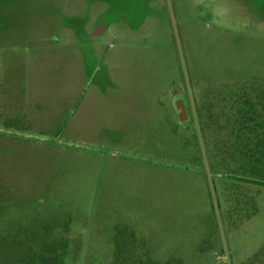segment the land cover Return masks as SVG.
Segmentation results:
<instances>
[{
	"label": "rangeland",
	"instance_id": "374dc122",
	"mask_svg": "<svg viewBox=\"0 0 264 264\" xmlns=\"http://www.w3.org/2000/svg\"><path fill=\"white\" fill-rule=\"evenodd\" d=\"M260 123L264 0H0V264H264Z\"/></svg>",
	"mask_w": 264,
	"mask_h": 264
},
{
	"label": "trees",
	"instance_id": "16d2710c",
	"mask_svg": "<svg viewBox=\"0 0 264 264\" xmlns=\"http://www.w3.org/2000/svg\"><path fill=\"white\" fill-rule=\"evenodd\" d=\"M263 131L262 136L259 137L258 142L255 144L254 148H250V175L247 181L251 182L254 185L264 188V124L260 123L259 125ZM257 209L254 213H256ZM54 244H47L43 247L42 253L35 254L36 257H33L36 260L37 264H64V258L68 249V242L59 243V250L56 252ZM262 253V252H261ZM260 252L256 253L253 256V259L249 261L248 264H255L259 262ZM259 259V260H258ZM258 260V261H257Z\"/></svg>",
	"mask_w": 264,
	"mask_h": 264
},
{
	"label": "crops",
	"instance_id": "0c3cea01",
	"mask_svg": "<svg viewBox=\"0 0 264 264\" xmlns=\"http://www.w3.org/2000/svg\"><path fill=\"white\" fill-rule=\"evenodd\" d=\"M79 105V103L77 104ZM77 107V106H76ZM79 107H77V110H78ZM73 121V120H72ZM72 121L68 122V126H70V123H72Z\"/></svg>",
	"mask_w": 264,
	"mask_h": 264
}]
</instances>
